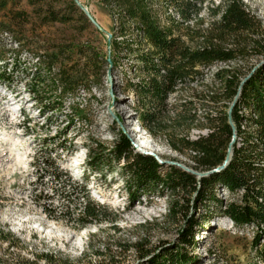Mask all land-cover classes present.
Listing matches in <instances>:
<instances>
[{
  "label": "rangeland",
  "instance_id": "rangeland-1",
  "mask_svg": "<svg viewBox=\"0 0 264 264\" xmlns=\"http://www.w3.org/2000/svg\"><path fill=\"white\" fill-rule=\"evenodd\" d=\"M2 1L7 7L0 10V73L6 71L12 79L10 85L0 81V264H150L164 249L178 245L186 225L183 218L169 217L174 195L163 192L132 204L126 163L118 164L109 152L103 153L101 169L93 171L90 149L96 144L113 149L126 135L135 154L152 156L167 168L176 166L199 177L195 160L201 155L188 142L207 137L211 133L207 117L226 112L234 103L223 99L214 75L231 69L245 79L264 70V51L249 50L228 66L198 67L169 97L162 121L146 128L139 120L138 98L131 84L144 77L138 61L142 50L137 46L144 53L149 47L130 31L133 26L121 23L100 0H77L100 29L82 16L79 6L78 10L72 7L74 0ZM149 1L160 25L173 29L191 50L211 39L212 24L223 11L217 17L213 13L225 2L195 0L201 11L183 24L178 12L167 5L170 0ZM241 1L264 29V0ZM48 9L66 12L68 22H46ZM173 21L179 25L173 27ZM243 37L229 38L224 46L231 48ZM114 41L122 43L116 50L110 44ZM14 62L17 70L13 72ZM34 74L47 78L43 92L52 101H61L59 110L41 111L28 90ZM57 153L60 167L72 181L84 183L92 202L116 216L114 223L77 229L72 220L57 217L59 211H80L84 201L44 200L53 195V186L40 179L44 169L40 164ZM217 197L226 204L239 202L241 194L219 189ZM200 217L204 224L198 229V245L190 250L197 264H258L253 246L256 227L232 224L215 205L201 210ZM1 233L13 238L3 242Z\"/></svg>",
  "mask_w": 264,
  "mask_h": 264
},
{
  "label": "trees",
  "instance_id": "trees-1",
  "mask_svg": "<svg viewBox=\"0 0 264 264\" xmlns=\"http://www.w3.org/2000/svg\"><path fill=\"white\" fill-rule=\"evenodd\" d=\"M100 1L116 12L121 23L133 26L130 31L136 32L139 42H145L149 47L144 53L141 49L143 47L137 46L142 50L139 51L142 53L138 56V61L144 77L131 84L138 98L139 120L146 128L162 121L168 111L169 97L180 84L197 73L198 67L207 69L217 64L228 66L244 57L249 50L264 51L262 23L241 0H225L214 11L215 17L222 11L223 14L212 24L215 32L211 34V39L197 50L184 47L181 40L175 37L173 29H165L160 25L153 15L149 0ZM167 5L178 12L183 24L192 22L193 14L198 15L201 11L195 0H170ZM6 7L7 2L2 1L0 10ZM72 7L79 9L75 1ZM65 13L48 9L44 20L47 18L46 22H68L70 17ZM17 15L21 17V14ZM172 25L176 27L179 24L173 21ZM241 35H244L243 42H238L231 48L224 46L229 38H239ZM214 40L218 43H214ZM111 44L116 50L122 43L114 41ZM8 66L6 64L5 68L8 69ZM15 66L17 63L14 62L13 72L17 70ZM11 76L4 71L0 73V81H8L10 85ZM214 79L222 86L223 99L234 103L231 107H226L228 112L207 117L211 131L207 137L188 142L189 147L201 155L195 160V170L210 175L199 178L176 166L167 168L152 156L135 154L133 143L126 135L120 137L113 149L102 144H96L90 149V165L93 171L101 169L103 153L109 152L118 164L122 161L126 163L124 175L132 204L140 202L142 197L163 192L174 195L169 217L173 220L183 218L186 225L179 235L178 245L164 249L150 264H197L198 258L190 250L197 248L198 229L204 224V219L199 218V212L212 205L217 206L219 213L225 215L232 224L257 228L253 246L258 253V264H264V70L259 69L241 79L233 70L222 69L214 75ZM47 82L46 77L34 74L28 90L41 104V111L55 112L62 104L58 103L60 100L52 101L51 95L43 92ZM52 84L54 85L53 82ZM55 90L57 91V87ZM213 94L215 96L214 92ZM231 145L232 156L229 164L225 169L216 171L225 164ZM59 159L57 153L54 158L49 156L47 161L43 159L41 164L39 161L44 167L41 169L40 179L53 186L50 189L53 195L46 196L44 200L74 203L82 198L84 201L80 211L76 208L59 211L57 217L72 220L77 229L102 222L114 223L116 216L92 202L84 183L72 181L69 173L60 167ZM88 179L89 177L85 178ZM219 189L231 194H241L240 201L224 204L217 197ZM46 213L52 215L49 210ZM1 236L3 242L13 238L10 233H1ZM46 260L48 261V257Z\"/></svg>",
  "mask_w": 264,
  "mask_h": 264
},
{
  "label": "water",
  "instance_id": "water-1",
  "mask_svg": "<svg viewBox=\"0 0 264 264\" xmlns=\"http://www.w3.org/2000/svg\"><path fill=\"white\" fill-rule=\"evenodd\" d=\"M74 1H75V3L77 4V6H79L80 9L83 11V13H84L85 16L88 18V20H89L93 25H95L98 29H100L99 24H98V23L95 21V19L92 17V15H91V13L89 12V10H88L87 8H82V7L79 5V3H78L77 0H74ZM110 44H111V42H110ZM234 140H235V139H234ZM231 156H232V145H231V148H230V150H229V155H228V157H227V160H226L225 164H224L223 166L219 167L218 170H216V171H221V170L225 169V168L227 167V165L229 164L230 160H231ZM208 175H210V173H204V174L201 173V174L199 175V178L206 177V176H208Z\"/></svg>",
  "mask_w": 264,
  "mask_h": 264
}]
</instances>
